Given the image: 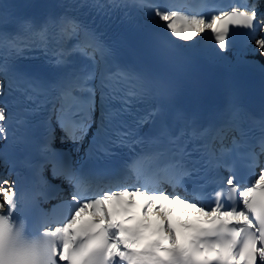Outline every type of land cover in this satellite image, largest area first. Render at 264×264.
Returning <instances> with one entry per match:
<instances>
[{"label": "snow or ice", "instance_id": "6c2138e0", "mask_svg": "<svg viewBox=\"0 0 264 264\" xmlns=\"http://www.w3.org/2000/svg\"><path fill=\"white\" fill-rule=\"evenodd\" d=\"M62 7L64 13L39 25L0 17V96L5 97L0 100V140L6 148L11 140L29 153L25 163L37 184L47 183L43 173L50 168L53 179L73 186L72 203L65 204L70 218L45 217L30 231L19 217L23 195L15 191L14 181L5 188L9 181L0 176V264H264V115L251 116L229 96L219 125H199L195 113L175 106L168 81L129 68L112 70L114 49L90 24L69 14L82 8L101 17L116 9L154 11L171 34L158 40V50L169 60L180 47L176 40L193 41L206 29L226 52L232 27L248 29L249 39L256 40L264 55V14L258 13L257 0L218 13L208 0L195 7L178 0L165 5L153 0H69ZM9 23H16L17 31H7ZM33 51L47 57L53 69L50 79L17 66V60ZM143 104L148 107L141 108ZM17 105H22L18 112L9 110ZM97 106L96 151L111 156L113 148L123 147L134 153L119 173L73 169L54 147L51 118L35 126L29 120L50 109L61 141L75 144L95 122ZM145 125L155 127V134H142ZM37 126L39 136L31 130ZM253 131L259 133L256 145L243 157L256 178L242 186L232 154L248 147ZM132 176L135 180L129 183ZM208 184L217 185L211 204L204 202ZM157 199L179 203L191 222L174 226ZM85 213L92 219L78 226ZM149 213L156 223L146 222Z\"/></svg>", "mask_w": 264, "mask_h": 264}, {"label": "bare ground", "instance_id": "6f19581e", "mask_svg": "<svg viewBox=\"0 0 264 264\" xmlns=\"http://www.w3.org/2000/svg\"><path fill=\"white\" fill-rule=\"evenodd\" d=\"M55 15L61 14L59 10H54ZM147 23L152 26H164V22L159 21L157 17H150L147 19ZM179 41V40H178ZM255 41V42H254ZM253 41V44H256V40ZM182 45L189 51V53L206 64L215 65L218 63L226 64L230 68L235 69L240 65H251L261 70L264 69V55H261V50L252 55V52L249 50L242 53L236 52H221L218 46L215 43L212 33H209L208 30H205L204 33L197 35L193 41H179ZM190 46V47H189ZM251 50V49H250ZM72 146L67 147V150L71 154L77 152L78 146L76 144H71ZM56 182L55 184H57ZM65 188H68L69 185H65ZM157 203V201H156ZM149 216H153L149 213ZM156 220L157 218L153 216Z\"/></svg>", "mask_w": 264, "mask_h": 264}, {"label": "rangeland", "instance_id": "374dc122", "mask_svg": "<svg viewBox=\"0 0 264 264\" xmlns=\"http://www.w3.org/2000/svg\"><path fill=\"white\" fill-rule=\"evenodd\" d=\"M250 49H251L250 52H252V55L254 54L252 50H255V52H258V50H259L257 44H253Z\"/></svg>", "mask_w": 264, "mask_h": 264}]
</instances>
